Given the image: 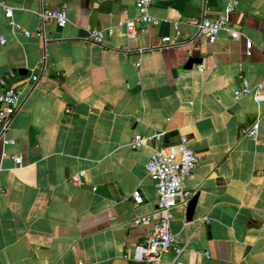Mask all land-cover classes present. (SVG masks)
I'll list each match as a JSON object with an SVG mask.
<instances>
[{"label":"crops","instance_id":"1","mask_svg":"<svg viewBox=\"0 0 264 264\" xmlns=\"http://www.w3.org/2000/svg\"><path fill=\"white\" fill-rule=\"evenodd\" d=\"M1 1L32 35L11 34L0 8V79L19 93L3 135L16 144L4 147L0 138V264H147L133 253L150 224L132 225L156 218L158 193L145 165L155 148L182 136L197 157L183 191L197 202L190 221L188 204L172 211L181 260L264 264V96L233 97L243 82L264 80V0H234L228 14L232 0H162L149 8L160 23H137L132 39L120 25L137 18L130 1ZM62 5L67 24L47 21L37 38L36 13ZM221 17L239 36L221 31L209 44L198 25ZM174 22L181 44L165 47L161 39L175 35ZM108 28L102 45L87 42L90 30ZM190 58L201 62L185 69ZM256 119L252 140L242 129ZM159 133L129 148L134 135ZM3 153L21 154L23 166ZM80 172L76 187L71 179ZM134 190L141 204L132 201ZM173 258L165 253L161 264Z\"/></svg>","mask_w":264,"mask_h":264},{"label":"built area","instance_id":"2","mask_svg":"<svg viewBox=\"0 0 264 264\" xmlns=\"http://www.w3.org/2000/svg\"><path fill=\"white\" fill-rule=\"evenodd\" d=\"M130 1L137 10V18L135 20H125L120 25L125 26L126 36L132 39L137 34L136 24L143 26H157L160 21L149 14V8L153 3L162 0H117ZM236 6V1L232 0L228 3L225 13H230ZM0 8L4 12L6 24L9 27L11 34L22 33L26 37L32 35L31 32L22 29L13 19L12 8L4 1L0 0ZM38 27L34 33L37 38H43L44 24L47 21H53L59 27H64L67 24L66 6L62 5L57 9H40L36 13ZM175 35L173 37H163L162 45L165 47H174L181 44L178 38V23H173ZM199 32L207 40L209 44H214L218 34L221 31L227 32L232 39H236L239 34L232 30L228 20L225 17L217 19H202L198 25ZM113 30L108 29H93L88 32L87 42L94 45H102L105 36H111ZM5 39L0 36V45L5 44ZM246 49H250L251 43L246 42ZM198 70H202L201 66H197ZM8 77H13L14 73L9 71ZM33 83L39 81L38 74H32ZM0 87L3 90L0 92V138L2 145L15 146V141L5 139L4 133L10 126V123L19 109L18 96L16 89L8 87L5 78L0 79ZM245 96H252L253 99L259 100L264 96V80L254 86L243 82L242 86L233 92L235 100ZM67 112H70L67 110ZM242 134L252 140H256L259 134V119L254 120L251 124L242 129ZM161 133L151 136L134 135L129 143V148L135 151L147 143L157 141L161 137ZM264 148V146H263ZM16 167H22L23 157L21 154H7ZM197 157L194 152L188 147V139L185 136L180 137L179 143L176 145L155 148L150 155L145 165L146 175L153 183L157 193L158 200L155 210V219L148 216H142L135 219L132 225L138 227L140 225L150 224L151 234L146 240L135 247L133 258L138 261H144L147 264H161V258L165 253L172 252L173 260L169 264H185L180 256L183 252V247L180 245L178 238L170 230V221L172 219V211L178 206H186L190 201V193L183 191V185L186 179L192 174L196 167ZM84 173L80 172L71 179L72 185L81 187L83 185L82 178ZM131 199L135 204H141L143 199L138 190H134ZM208 257V253H205ZM78 264H83L79 262Z\"/></svg>","mask_w":264,"mask_h":264},{"label":"water","instance_id":"3","mask_svg":"<svg viewBox=\"0 0 264 264\" xmlns=\"http://www.w3.org/2000/svg\"><path fill=\"white\" fill-rule=\"evenodd\" d=\"M200 62H201L200 59L190 58L186 62L184 68L185 69H191L194 64H200ZM19 73L21 75H24V74H26V71H21L20 70ZM196 202H197V196L195 195V196H193L190 199V201L188 203V206H187V210H186V220L187 221H190L192 219V217H193V213H194V209H195V206H196Z\"/></svg>","mask_w":264,"mask_h":264}]
</instances>
